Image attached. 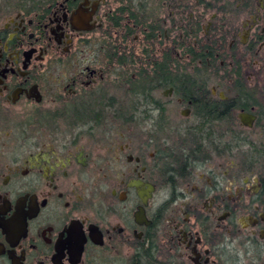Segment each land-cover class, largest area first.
Masks as SVG:
<instances>
[{"label": "flooded vegetation", "instance_id": "af4514ba", "mask_svg": "<svg viewBox=\"0 0 264 264\" xmlns=\"http://www.w3.org/2000/svg\"><path fill=\"white\" fill-rule=\"evenodd\" d=\"M0 264H264V0H0Z\"/></svg>", "mask_w": 264, "mask_h": 264}, {"label": "trees", "instance_id": "16d2710c", "mask_svg": "<svg viewBox=\"0 0 264 264\" xmlns=\"http://www.w3.org/2000/svg\"><path fill=\"white\" fill-rule=\"evenodd\" d=\"M131 1L132 2L133 1L136 2V0H131ZM148 1L149 0H139L140 4L143 3V2H148ZM192 1H193V3H195V0H192ZM179 3L181 4V6H179V7L175 6V9L177 8L178 10H180L182 8L183 3L181 1ZM190 3H191V1H190ZM207 9L210 10L211 8L207 7ZM180 79H181V91H182V93L191 96V94L194 93V91H195L194 89H195L197 83L194 80L190 79V75H187V74L181 75V78ZM185 86L187 87V89H184ZM199 87H201V86L200 85H197V88H199ZM239 89L240 90H243L244 87H239ZM236 99H237L236 100V105L234 107L236 109L245 108L246 106H248L246 104L251 103L250 102L251 100H249V99L246 100V101L245 100H241L239 97L236 98ZM252 103H254V102L252 101ZM193 106H194L195 110H199L201 108V105H199V103H193Z\"/></svg>", "mask_w": 264, "mask_h": 264}, {"label": "rangeland", "instance_id": "374dc122", "mask_svg": "<svg viewBox=\"0 0 264 264\" xmlns=\"http://www.w3.org/2000/svg\"><path fill=\"white\" fill-rule=\"evenodd\" d=\"M163 14H166V9L164 8V10H163ZM162 14V15H163ZM177 20V19H176ZM178 21V20H177ZM176 33H178V31L176 32ZM214 167H218V164H216V166H214L213 165V169H214ZM225 170V168L224 167H222V168H219V174L221 173V171H224ZM204 172H206V171H204Z\"/></svg>", "mask_w": 264, "mask_h": 264}, {"label": "water", "instance_id": "95a60500", "mask_svg": "<svg viewBox=\"0 0 264 264\" xmlns=\"http://www.w3.org/2000/svg\"><path fill=\"white\" fill-rule=\"evenodd\" d=\"M244 119H249L250 122L255 121V119L253 117H250V116H247V115L242 116V120H244ZM249 125H251V123Z\"/></svg>", "mask_w": 264, "mask_h": 264}]
</instances>
